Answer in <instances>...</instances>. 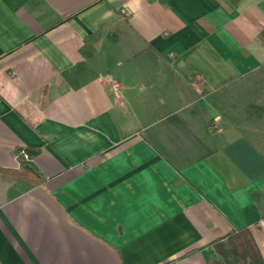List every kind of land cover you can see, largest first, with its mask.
<instances>
[{
	"label": "crops",
	"instance_id": "0c3cea01",
	"mask_svg": "<svg viewBox=\"0 0 264 264\" xmlns=\"http://www.w3.org/2000/svg\"><path fill=\"white\" fill-rule=\"evenodd\" d=\"M263 116L264 0H0V264L264 257Z\"/></svg>",
	"mask_w": 264,
	"mask_h": 264
},
{
	"label": "trees",
	"instance_id": "16d2710c",
	"mask_svg": "<svg viewBox=\"0 0 264 264\" xmlns=\"http://www.w3.org/2000/svg\"><path fill=\"white\" fill-rule=\"evenodd\" d=\"M30 156L28 150H25ZM21 169L15 175L21 178L33 180L37 176L34 165L25 154H20ZM216 247L223 254L221 258H215L209 264H264V257L259 246L248 228H242L228 235L225 241H215Z\"/></svg>",
	"mask_w": 264,
	"mask_h": 264
},
{
	"label": "rangeland",
	"instance_id": "374dc122",
	"mask_svg": "<svg viewBox=\"0 0 264 264\" xmlns=\"http://www.w3.org/2000/svg\"><path fill=\"white\" fill-rule=\"evenodd\" d=\"M262 118V121H258L260 122V125H257L262 134L257 137L258 141L256 140V144L264 152V116Z\"/></svg>",
	"mask_w": 264,
	"mask_h": 264
},
{
	"label": "built area",
	"instance_id": "2783aa9c",
	"mask_svg": "<svg viewBox=\"0 0 264 264\" xmlns=\"http://www.w3.org/2000/svg\"><path fill=\"white\" fill-rule=\"evenodd\" d=\"M102 78H103V80L109 79V77L107 78V76H106V77H102ZM110 81H111V84H112V88H113L115 91H117V90L119 89V87H120V84H119L118 82H116V81H113V80H110ZM23 153L25 154V157H26V158L29 157L28 154H27L26 152L23 151Z\"/></svg>",
	"mask_w": 264,
	"mask_h": 264
}]
</instances>
